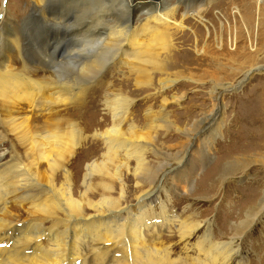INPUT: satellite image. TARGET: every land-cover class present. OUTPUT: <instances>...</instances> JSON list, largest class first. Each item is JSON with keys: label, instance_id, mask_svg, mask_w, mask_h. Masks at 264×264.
I'll return each instance as SVG.
<instances>
[{"label": "rangeland", "instance_id": "obj_1", "mask_svg": "<svg viewBox=\"0 0 264 264\" xmlns=\"http://www.w3.org/2000/svg\"><path fill=\"white\" fill-rule=\"evenodd\" d=\"M43 1L39 6L36 4L40 0H0V62H6L7 69L25 70L21 66L25 61L29 66L40 64L50 68L49 56L52 57L56 45L65 54L69 48H79L78 40L82 38L93 39L103 31L105 35V28L92 26L95 21L100 22L91 15L93 11L78 12L81 2ZM179 1L176 23L182 21L184 28L173 34L175 46L168 62L171 65L168 76L154 73L153 79L140 86L137 93L132 92L134 86L130 83L127 90L123 89L120 77L129 72L122 65L114 67L119 60L112 57L102 65L94 80L83 84L87 89L83 92L87 105L76 115L89 128L85 133L88 140L71 157L68 167L76 174L85 160L97 157L102 151V143L91 137L107 121L101 96L105 91L100 92V87L119 91L132 99L129 111L135 115L132 121L138 129L146 131L150 124L161 125L147 133L152 143L143 152L150 172L156 170L152 183L148 184L145 176L137 183L138 179L132 178L131 173L123 174L127 184L122 206L136 207L141 188L155 192L147 202L146 212L158 223L155 221L154 229H144L147 243L162 250L166 248L172 264H203L205 257L198 256L196 245L201 238L210 236L212 242L231 245L225 264H264V36L261 35L264 22L259 25L257 21L259 12L262 11L260 19L264 17V0L262 10L256 5L255 23L250 30L230 0H195L196 4L203 3L199 18L186 12L189 0ZM144 12L140 13V20ZM137 20L132 24H138L140 20ZM56 22L57 25L53 24ZM235 35L241 36L236 39ZM12 36L21 45L20 55L17 46L10 42ZM94 52L96 49L90 44L79 51L81 58L77 61ZM42 60H48V66ZM69 70L74 73V66ZM63 73L71 78L66 72L60 75ZM103 76H106L104 81ZM1 113L0 110V132L4 126ZM77 116L79 123L81 119ZM2 133L7 147L15 142L6 131ZM6 145L0 144V159L7 155ZM233 163L242 166L236 171L228 169ZM130 165L134 166L135 160ZM261 200V205H256ZM162 206L168 218L199 225L189 235L180 237L175 226L160 225ZM121 215L125 216L126 210ZM22 218L27 221L26 214L22 213ZM89 246L82 253L85 264H92L94 257ZM114 251L109 249L105 254L104 264H111L113 255H119Z\"/></svg>", "mask_w": 264, "mask_h": 264}, {"label": "bare ground", "instance_id": "obj_2", "mask_svg": "<svg viewBox=\"0 0 264 264\" xmlns=\"http://www.w3.org/2000/svg\"><path fill=\"white\" fill-rule=\"evenodd\" d=\"M74 1L81 2L78 12L93 11L91 15L100 22L95 21L92 26L105 28V35L103 31L93 39L82 38L78 40L79 48H69L65 54H62L64 51L61 52L60 45H56L52 57L49 56L50 68L45 69L40 64L29 66L25 61L21 65L25 70L13 71L11 67L7 69L6 62H0L2 131L8 133L9 139L15 140L7 147L0 132V144L6 145L8 151L0 159V264H85L82 253L89 245L94 255L92 264H104L109 249L119 253L117 257L113 255L111 264H172L168 259L170 252L153 243L151 247L144 233L145 228L154 229L158 223L146 212L154 190L146 192L141 188L136 207L122 206L127 184L124 173H131L132 178L138 179L137 183H141L140 177L145 176L151 184L155 177L156 170L150 172L151 167L143 152L144 147L152 143L147 133L161 125L150 124L146 131L138 129L132 121L135 115L129 111L132 99L119 91H109L108 86L100 87V92L105 91L101 96L107 121L91 137L102 143V151L97 157L85 160L76 174L69 170L68 164L88 140L85 133L89 128L76 115L87 105L83 95L87 89L83 84L89 79L94 80L102 65L112 57L119 60L114 67L122 65L129 72V75L122 73L120 77L123 89L127 90L130 83L134 86L132 92L137 93L140 86L153 79L154 73L168 76L171 66L168 62L172 60L171 50L175 46L173 34L184 28L182 21L176 23L180 1L108 0L109 6L106 0ZM42 2L40 0L36 5ZM189 2L186 12L199 18L203 3ZM230 2L236 5L250 30L255 23L256 5L259 11L262 10V0ZM143 10L141 21L139 16ZM261 13L257 14L259 25L264 22V17L260 19ZM136 19L140 21L133 25ZM47 21L52 19L48 17ZM261 35L264 36V32ZM235 36L237 39L241 35ZM12 41L20 55L21 45L14 37ZM90 44L96 52L77 61L79 51ZM244 51V47L240 49V52ZM47 61L41 63L48 66ZM72 66L74 73L69 70ZM60 72L70 74L71 78L64 73L61 76ZM132 92L128 91L129 94ZM76 116L81 119L79 123ZM131 160H135L134 166L130 165ZM239 164L233 163L228 169L236 171L242 166ZM262 200L256 205H261ZM161 209L160 225L175 226L180 237L189 235L199 225L194 221L172 220L165 207ZM123 210H126L125 216L121 215ZM22 213L26 214L27 221L23 220ZM45 222L50 224L47 226ZM230 248L229 243L212 242L210 236L201 238L196 245L198 256L205 257V261L200 259L203 264H225ZM194 259L197 261V257Z\"/></svg>", "mask_w": 264, "mask_h": 264}]
</instances>
